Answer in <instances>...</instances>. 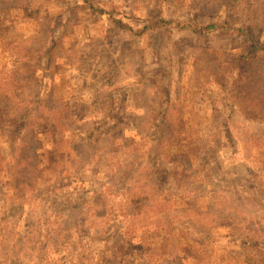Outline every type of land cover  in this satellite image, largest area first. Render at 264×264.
I'll use <instances>...</instances> for the list:
<instances>
[{
  "label": "rangeland",
  "instance_id": "rangeland-1",
  "mask_svg": "<svg viewBox=\"0 0 264 264\" xmlns=\"http://www.w3.org/2000/svg\"><path fill=\"white\" fill-rule=\"evenodd\" d=\"M246 30L264 44V0H0V93L19 69L36 114L23 141L33 116L0 108V264H264V78L238 81L264 60L239 57Z\"/></svg>",
  "mask_w": 264,
  "mask_h": 264
},
{
  "label": "trees",
  "instance_id": "trees-1",
  "mask_svg": "<svg viewBox=\"0 0 264 264\" xmlns=\"http://www.w3.org/2000/svg\"><path fill=\"white\" fill-rule=\"evenodd\" d=\"M144 19H146L149 23L146 25V29H151V30H160V29H163V31L165 29H167V25H166V22L164 21V18H155V21H153L152 19V15H148V16H144ZM114 21L117 23V26L119 27H122V28H127L128 26L125 25V23L122 21V19H119L117 17H114ZM216 27V24L215 23H211V24H208L205 29L208 31V32H211V31H214V28ZM204 27H202L201 29H203ZM247 31V30H246ZM194 33L198 34V33H201V30L199 29H195L193 30ZM247 36H248V39L251 41L249 47H247L245 50H244V53L239 56L241 58H244V59H251V58H254L256 60H259V61H262L264 60V44H261L259 43L257 40H255V38L252 37L251 33L249 31H247ZM49 50V47H46L43 52H45L47 54ZM246 60V61H247ZM17 75H20V72H19V69L17 68H14L12 69V71H10V78H12L13 82H9V86L11 87L10 88H7V90H12V88H14L15 92L12 94H8V95H5L4 96V93L3 95L0 93V108H4V104L7 102V101H10L11 103H15V105L19 108H21L22 110L24 111H19V117L20 118H25V113H29L30 116H33V119H30L29 121H26L25 123V126L22 127V129H29V131L31 130V132H26L28 134V136H25L22 131L20 130V133H21V137L23 139V141H27L30 139V137L33 135V137L35 138V134H36V130H33V121L34 119L36 118V114L34 113H31V111L25 107L23 108V106H21V102L17 101V98L19 97L18 95H20V89H18V86H19V80L20 78H18L19 80L17 81ZM257 76H261L262 78H264V72L261 71L260 74H256L255 70H254V67H250L247 71H244L243 69V66L241 65V69H240V74L238 76V81L241 83V82H246V81H251V82H254L256 84L257 81H253L255 79V77ZM30 81V79H29ZM12 83V84H11ZM11 84V85H10ZM8 85V84H7ZM244 84H239V87H235L234 89V95H239L238 93V90L240 91L242 88H244ZM164 95H161V96H157L158 99L160 100L159 101V105H160V110H161V117L160 119H158V121L156 122L155 126H156V138L157 141L155 140V145H158L157 148L160 147L162 141V137L165 133V129L162 128V125L165 121V117H162V116H166V112L167 110H170L171 108H173V104H172V101H171V98H170V93L168 92L167 89H163L162 90ZM252 94H256V93H252ZM243 97V95H241ZM259 96V95H258ZM241 98V97H240ZM247 99L251 100L255 105L256 103L254 102V100L256 99V97H252L251 95H247L246 97ZM7 100V101H6ZM36 105H40L41 102L39 100H37L36 102ZM39 111V110H38ZM21 112V113H20ZM264 111H260L259 114H264L263 113ZM6 115V114H4ZM27 115V114H26ZM39 112H37V117L39 116ZM9 116V115H8ZM0 120H3V121H7L10 122V119L6 118V117H0ZM13 136H15V133L13 131ZM26 134V135H27ZM26 137H27V140H26ZM32 145V148L30 150V152L28 154H25V151H24V155L27 156V158H31V157H37L38 156V150L39 148L36 146L35 143H30ZM162 150H163V146H161ZM24 150V149H23ZM237 184V183H236ZM233 187V186H231ZM255 187V183L253 185V188ZM243 193H246L245 191ZM264 200V196L262 198ZM244 202H249L248 198L246 199V201ZM253 201L250 203L252 204ZM126 259V258H125ZM133 264V263H131Z\"/></svg>",
  "mask_w": 264,
  "mask_h": 264
}]
</instances>
